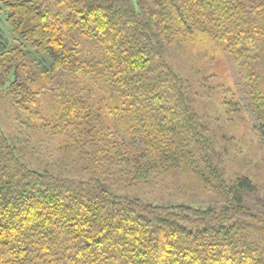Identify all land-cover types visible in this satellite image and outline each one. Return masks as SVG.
Masks as SVG:
<instances>
[{"label": "trees", "instance_id": "1", "mask_svg": "<svg viewBox=\"0 0 264 264\" xmlns=\"http://www.w3.org/2000/svg\"><path fill=\"white\" fill-rule=\"evenodd\" d=\"M142 1L151 9L0 0L20 42L0 49V98L37 148L55 139L89 176L32 168L0 130V264H264V203L248 198L257 186L224 181L208 129L164 60L166 46L215 43L254 82L250 107L264 140V0ZM186 175L222 202L162 205L110 191L179 192Z\"/></svg>", "mask_w": 264, "mask_h": 264}, {"label": "rangeland", "instance_id": "2", "mask_svg": "<svg viewBox=\"0 0 264 264\" xmlns=\"http://www.w3.org/2000/svg\"><path fill=\"white\" fill-rule=\"evenodd\" d=\"M135 1L145 12L152 7L142 0ZM19 43L18 37L7 25L5 16L0 13V49L15 47ZM164 53L165 62L183 80L195 111L208 129L213 166L230 186L240 178L251 179L257 186V194L248 197L250 204L264 203V140L257 134L258 123L250 107L248 91L251 81H246L242 66L205 38L197 44L175 43L166 46ZM36 79L39 80L37 74ZM232 90L236 93L238 103L227 107L224 100L233 99ZM16 120L9 101L0 98V130L7 135L28 165L58 177L89 179L80 169L83 165L79 163L77 155L75 157L73 152L47 136V143L37 148L33 133L19 131ZM198 180L191 175L184 176L182 184L185 185L179 192L163 193L159 187L141 185L127 189L111 186L113 188L110 191L152 204H220L222 198L212 189L199 185Z\"/></svg>", "mask_w": 264, "mask_h": 264}]
</instances>
